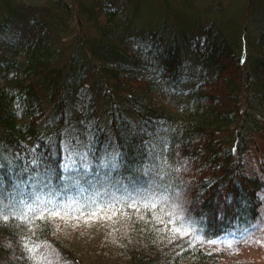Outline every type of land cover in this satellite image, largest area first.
<instances>
[{"label":"trees","instance_id":"1","mask_svg":"<svg viewBox=\"0 0 264 264\" xmlns=\"http://www.w3.org/2000/svg\"><path fill=\"white\" fill-rule=\"evenodd\" d=\"M197 1L152 22L137 0L82 2L89 38L67 41L63 12L17 39L21 8L0 11V264H224L210 241L258 229L264 0L249 58ZM58 219L128 222L66 241Z\"/></svg>","mask_w":264,"mask_h":264},{"label":"rangeland","instance_id":"2","mask_svg":"<svg viewBox=\"0 0 264 264\" xmlns=\"http://www.w3.org/2000/svg\"><path fill=\"white\" fill-rule=\"evenodd\" d=\"M137 1L141 11L140 19H144L145 21L148 20L152 22L162 15L172 14L173 16H178V14H184L188 11H195L193 6V8L188 9L186 7H181L182 0ZM82 2L88 4L91 2V0H2V2L0 0V11L6 12V10L9 8L15 10V8L18 6L21 8V18L17 21L16 25L12 27L14 37L17 39L18 37L27 38L31 35V33L33 34V29L30 27V22H32V20L44 19L49 16H57L61 12H63L65 20L63 19L62 24L60 25L68 31V34L65 35L66 41L71 40L72 37H74L80 31L84 36H86L85 38L88 39L89 37H87L86 34L89 33L90 27H88V25L86 26L85 24L86 14L83 12ZM248 3H250V6L254 4V2L251 4L250 0H198L195 2V5L198 7V9H200L201 12L209 11V15L213 16L212 19L219 18L221 21L231 19L236 20V25L234 27L236 33L233 38L238 44L241 45V47H243V45L248 40V44L246 45L248 52L247 58L259 53L252 45L255 41H252L254 38L252 37L250 41V38L247 35L248 29L246 30L243 25V18H245L244 13H246V10L249 9ZM208 21L211 22L212 20L210 19ZM210 22L207 24H210ZM249 146L250 147L247 151L249 160L254 159L255 162L259 163L260 157H262L260 150H264V137H259L257 143L250 141ZM254 160L252 164H250V172L255 173L256 171L264 181V172L259 170L257 165H254ZM149 197H151L150 194L145 196V198ZM176 199L178 201L177 203L180 204H186V202L188 203L189 201L188 194L180 195ZM262 199H264V191L262 193ZM128 219H125L124 221L128 222ZM124 221L121 223L120 221L114 219L110 221L101 219L91 222L90 224H79L71 220L66 221L58 219V222L54 224L53 227L56 230V238H62V240H66L70 239V237L73 238V235L81 237L88 233H102L104 230H109V225L112 224L121 225V227L124 229ZM105 235L106 234H104V236ZM43 240H46V238ZM52 248L53 246L48 244L42 252L48 253L50 251L55 258L54 252H57ZM207 248L216 251L217 254L221 252V250H224L225 254L222 252V254L225 256L223 259L224 264H264V212L262 214L260 225L256 231H253L252 233L244 231L241 232L240 235L231 233L230 235L220 236V238L211 240ZM56 262H58V260H56Z\"/></svg>","mask_w":264,"mask_h":264}]
</instances>
